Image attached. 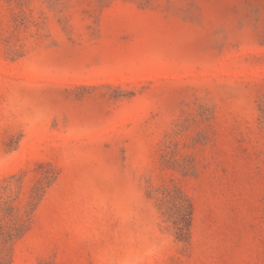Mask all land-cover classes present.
I'll list each match as a JSON object with an SVG mask.
<instances>
[{
	"label": "rangeland",
	"instance_id": "rangeland-1",
	"mask_svg": "<svg viewBox=\"0 0 264 264\" xmlns=\"http://www.w3.org/2000/svg\"><path fill=\"white\" fill-rule=\"evenodd\" d=\"M0 264H264V0H0Z\"/></svg>",
	"mask_w": 264,
	"mask_h": 264
},
{
	"label": "trees",
	"instance_id": "trees-1",
	"mask_svg": "<svg viewBox=\"0 0 264 264\" xmlns=\"http://www.w3.org/2000/svg\"><path fill=\"white\" fill-rule=\"evenodd\" d=\"M185 219V222L187 221V218H184ZM183 229H185V227L184 228H180V231H182Z\"/></svg>",
	"mask_w": 264,
	"mask_h": 264
}]
</instances>
